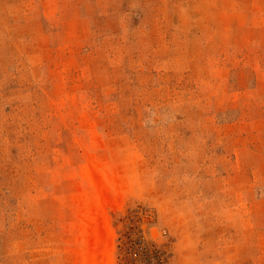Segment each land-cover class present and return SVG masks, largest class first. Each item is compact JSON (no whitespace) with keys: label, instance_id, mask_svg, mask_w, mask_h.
Here are the masks:
<instances>
[{"label":"rangeland","instance_id":"1","mask_svg":"<svg viewBox=\"0 0 264 264\" xmlns=\"http://www.w3.org/2000/svg\"><path fill=\"white\" fill-rule=\"evenodd\" d=\"M0 264H264V0H0Z\"/></svg>","mask_w":264,"mask_h":264}]
</instances>
